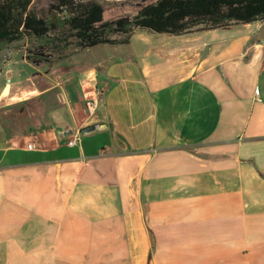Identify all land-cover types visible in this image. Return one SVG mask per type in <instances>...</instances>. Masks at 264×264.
<instances>
[{
  "label": "crops",
  "instance_id": "obj_1",
  "mask_svg": "<svg viewBox=\"0 0 264 264\" xmlns=\"http://www.w3.org/2000/svg\"><path fill=\"white\" fill-rule=\"evenodd\" d=\"M135 33L0 47V264H264V20Z\"/></svg>",
  "mask_w": 264,
  "mask_h": 264
},
{
  "label": "trees",
  "instance_id": "obj_2",
  "mask_svg": "<svg viewBox=\"0 0 264 264\" xmlns=\"http://www.w3.org/2000/svg\"><path fill=\"white\" fill-rule=\"evenodd\" d=\"M32 1L0 0V42L6 47L50 39L52 44L89 48L129 43L137 29L182 36L264 20V0H138L128 4L125 14L116 4L52 0L51 10L63 18L58 31L57 24L32 8Z\"/></svg>",
  "mask_w": 264,
  "mask_h": 264
},
{
  "label": "rangeland",
  "instance_id": "obj_3",
  "mask_svg": "<svg viewBox=\"0 0 264 264\" xmlns=\"http://www.w3.org/2000/svg\"><path fill=\"white\" fill-rule=\"evenodd\" d=\"M80 2H88V1H94V2H97L99 4H102V5H105V4H116L118 7H119V10L122 14H125L127 12V8H128V4L129 3H133V2H136L138 0H78ZM52 0H33L32 1V8L35 9L37 11V13L39 14V16L45 20L48 21V23H55V25L57 24V26H61L62 25V15L51 10L50 6L52 4ZM58 28V31H61L62 27ZM136 33V36L134 38V43L136 44H140L141 42L138 41L139 39H141L140 37H145L147 35H153L154 37H160L162 36L163 34H156V33H152V32H149L147 30H141V29H137L135 31ZM52 35H55L54 33ZM118 39H121V38H118ZM32 42H29V41H21L18 44V46H22L24 44H31ZM3 44L0 42V47L2 46ZM69 46V45H67ZM98 49V48H97ZM33 51V49H32ZM91 51H94V48L91 49ZM96 51V50H95ZM94 51V52H95ZM21 54V52H20ZM2 56H0V59H1ZM15 67V66H14ZM17 67V66H16ZM15 67V68H16ZM11 67H9L8 69H10ZM27 67H24V69L20 68V70H23V74H25L27 71L26 69ZM7 69V70H8ZM12 69V68H11ZM5 70H3V73L0 72V85L4 84L6 82L5 80V77H6V74H5ZM29 73V71H28Z\"/></svg>",
  "mask_w": 264,
  "mask_h": 264
},
{
  "label": "built area",
  "instance_id": "obj_4",
  "mask_svg": "<svg viewBox=\"0 0 264 264\" xmlns=\"http://www.w3.org/2000/svg\"><path fill=\"white\" fill-rule=\"evenodd\" d=\"M98 107V98L96 97H90L87 98V103H86V111L90 117H92L97 110ZM77 140L73 139L72 141L69 142L70 145H74ZM30 148H33V145H30Z\"/></svg>",
  "mask_w": 264,
  "mask_h": 264
}]
</instances>
